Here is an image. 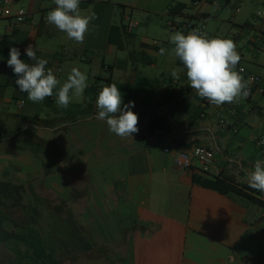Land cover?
Masks as SVG:
<instances>
[{
	"label": "crops",
	"instance_id": "obj_1",
	"mask_svg": "<svg viewBox=\"0 0 264 264\" xmlns=\"http://www.w3.org/2000/svg\"><path fill=\"white\" fill-rule=\"evenodd\" d=\"M178 2L187 7L173 17L178 24L173 28H184L187 34L198 29L197 22H204L203 33L208 38L235 42L241 57L237 72L244 66L248 73L261 77V81L254 82L241 74L250 89L246 98L220 106L201 98L190 87L186 69L177 56L169 62L173 67L164 65L169 57L164 59L166 56L160 54V49L164 45L168 48L170 40L157 46L156 40L152 43L144 35L139 48L133 51L141 53L152 68H159V62L163 64L159 75L139 74L137 59L129 62L124 54L117 53L128 49V34L140 23L133 16L138 3L131 0H80L81 15L95 14L96 17L90 21L83 43L69 39L66 33L47 22L48 12L56 7L54 0H18L14 10L26 8L29 18L13 27L12 20L0 10V41L11 42L20 50V59L27 63L32 61L25 49L32 45L37 58L48 61L46 69L53 71L60 85L67 81L72 68L82 70L77 65L79 60L100 64L101 68L111 71L110 75H89L88 87L82 96L76 97L70 91L71 102L67 108L57 103L60 85L51 97L32 102L27 93L19 90L15 84L17 76L7 65L9 44L0 43V117L7 119L0 130L2 138L9 139L22 131L23 119L34 115L40 120L56 118V130L63 133L67 130L75 138L74 126L92 121L106 124L96 118V99L100 90L109 84L117 86L124 104L134 102L131 110L138 116V133L123 138L120 143L129 154L127 174L108 183L105 188L108 194L101 195L102 208L97 199L94 208V198H86L83 214L56 212V259L51 251L47 252L52 246L43 245L44 254L32 255L27 264H241L243 260L264 264V205L255 201L264 202V193L245 187L249 186L248 172L254 170L255 161L264 160L261 143L264 140V9L252 13L253 21L240 23L219 19V9L216 13L208 10L210 5L225 7L230 0H202L198 6L193 0H170L154 12L165 16L168 24L172 18L168 8ZM209 20L215 24L209 26ZM187 21L190 24L185 28L182 24ZM225 23H232L238 31L230 29L224 35ZM242 40L247 41L243 47ZM114 54H117L115 63H108L107 57ZM115 66L121 68L123 76H115ZM130 66L135 69L131 73ZM20 101L24 102L21 107ZM13 102L20 108L17 113L10 109ZM154 118L162 119L167 128L149 134V124ZM91 130L88 126L83 140L92 144L91 153L102 154L103 139H97L94 145ZM57 136L56 133V147L61 145V138ZM196 145L214 151L219 175L181 170L175 165L178 151ZM203 178L224 179L252 198L237 192L221 193L197 181ZM78 216L83 220H78ZM100 218L113 228L109 237L101 229L102 222L93 225V220ZM230 255H235L234 262L230 261Z\"/></svg>",
	"mask_w": 264,
	"mask_h": 264
},
{
	"label": "rangeland",
	"instance_id": "obj_2",
	"mask_svg": "<svg viewBox=\"0 0 264 264\" xmlns=\"http://www.w3.org/2000/svg\"><path fill=\"white\" fill-rule=\"evenodd\" d=\"M131 1L138 3L139 8L134 10L133 16L140 23L138 28H134L128 34V49L124 52L118 50L117 53L124 54L129 62L137 59L140 66L136 71L139 74L147 73L149 77L152 74L159 75L163 63L157 64L159 68H152L142 59L141 53L133 50L139 48L144 35L152 43L155 40L160 44L170 40L169 47L166 48L164 45L162 48H165V52L167 51L164 59L167 60L169 57L168 63L164 65L167 68L173 67L174 64L169 62L175 57L173 52L175 45L171 43L170 38L177 31L184 34L185 29L170 28L166 24V17L154 12L155 10L160 11L164 3L167 4L170 0ZM263 3V0H230L225 7L210 5L208 10L216 13L219 9V19H230L240 23L245 20L253 21L252 13L264 9ZM238 7L240 11H237ZM208 23L209 26L215 24L214 20H209ZM232 26V23L223 24V34L226 35L225 33H228L230 29H233V32L238 31ZM246 42L242 40L241 47L246 45ZM151 48L156 50V47L151 46ZM116 56L117 54L107 57V62L114 64ZM78 63L77 65L82 69L81 72L87 77L100 73L111 74L109 69L101 68L100 64L91 65L80 60ZM120 69L116 67L115 76H123ZM132 70L135 69H131L130 66V73ZM10 109L14 113L20 110L15 102L12 103ZM4 123H7L6 117L3 119L0 117V130ZM88 126L92 127L94 145L97 139H103L101 146L104 152L102 154L91 153L92 144L84 141V133ZM72 130L76 132L77 138L69 136L67 130L64 133L59 132V129L56 130V121L51 126L40 123L35 130L36 134L56 142L57 133V138H61V147H56L53 143L44 145L47 148L25 147L23 144L21 146L13 143L0 153V246L2 243L7 244L6 250L9 248L14 252L21 264H27L32 255L36 254L41 257L46 250L42 249L43 245L52 246L47 252L51 251V255L56 259V212L83 214L86 208V198H94L92 202L94 208L97 203L101 204L102 208L101 195L102 193L108 194V190L105 189L108 183L114 182V179L120 175L127 174L125 167L128 160L126 157L129 154L125 152V148L120 146L123 138L126 137L122 138L112 133L107 124L101 121L84 122L80 124V127L74 126ZM112 142L115 145L109 146L108 144ZM2 146L4 148L6 145L2 144ZM58 149L61 150L58 152ZM86 150L89 155L85 152ZM87 180H90V184ZM114 203L115 201L112 202ZM77 219L83 220V217L78 216ZM93 221V225L102 222L100 226L104 235L106 237L111 235L110 231L113 228L107 222L104 223L102 218Z\"/></svg>",
	"mask_w": 264,
	"mask_h": 264
},
{
	"label": "clouds",
	"instance_id": "obj_3",
	"mask_svg": "<svg viewBox=\"0 0 264 264\" xmlns=\"http://www.w3.org/2000/svg\"><path fill=\"white\" fill-rule=\"evenodd\" d=\"M54 4L56 7L48 12L47 22L66 33L69 39L83 43L90 21L96 18L95 14L81 15L80 0H54ZM170 39L175 45V56L186 69L190 87L201 98L220 106L249 95L250 89L241 75L243 69H240V72L235 70L241 57L233 40L208 38L199 29L187 34L177 31ZM25 52L32 63L21 60L20 50L11 47L7 65L17 76L15 84L19 90L27 93L30 101L41 102L53 95V90L57 89L60 81L51 69H46L48 61L37 58L32 45H29ZM160 54L164 55L165 49L161 48ZM172 75L175 77L176 72L173 71ZM87 87V76L78 68H72L67 81L58 88V105L67 108L71 102L70 91L80 97ZM96 107V118L104 120L112 133L122 138L138 133V116L131 110L134 102L124 104L122 94L115 84L105 85L100 90ZM248 182L250 188L264 193V160L255 161L254 170L248 172Z\"/></svg>",
	"mask_w": 264,
	"mask_h": 264
},
{
	"label": "trees",
	"instance_id": "obj_4",
	"mask_svg": "<svg viewBox=\"0 0 264 264\" xmlns=\"http://www.w3.org/2000/svg\"><path fill=\"white\" fill-rule=\"evenodd\" d=\"M186 7H187V4L182 3V2L172 4L168 8V11L170 15L172 16V18L170 19L175 22L176 20L173 17L176 14L183 13ZM167 25L170 28H173V26L169 24ZM0 43L2 46H4L5 43H8L10 48L13 47V44L11 42H7L5 40H1ZM179 62L182 63L180 60ZM55 121H56V118L40 120L37 115L25 117L23 119V124L25 128L22 131L17 132L9 139H3L0 135V147L2 144L6 145L4 148L3 146L0 148V153H2L3 150H6L8 147H10V145L13 143L15 145L24 144L27 146H34V147L37 146V147H43V148H47L44 145H49L52 143L56 145V142L54 140L42 138L39 135H37L35 132V130L37 129L35 125L39 127L40 123H44L47 126H51L54 124ZM160 128L166 129L167 124L162 119H158V118L152 119L149 124V134H153L156 129H160ZM197 181H199L200 183L204 184L207 187L216 189L220 191L221 193L237 192V193L247 196L248 198L250 197L252 198L250 194H248L247 192H244L241 188H238L234 184L227 182L226 180L221 179V178H217L216 180H209V179L203 178V179H197ZM245 187H249V186H245ZM255 201L259 202L261 205H264V202L262 200H255ZM6 248H7V244L2 243L0 246V264H18V260L14 252H12L9 248L6 250Z\"/></svg>",
	"mask_w": 264,
	"mask_h": 264
},
{
	"label": "built area",
	"instance_id": "obj_5",
	"mask_svg": "<svg viewBox=\"0 0 264 264\" xmlns=\"http://www.w3.org/2000/svg\"><path fill=\"white\" fill-rule=\"evenodd\" d=\"M18 2V0H0V10L1 14L4 17L10 18L12 20L11 27L16 24H20L26 22L29 18V14L26 8L20 7L17 10H14V5ZM195 5L202 4V0H195ZM259 14H261L259 12ZM171 26L178 25L177 22L173 20H169L168 22ZM183 27L189 26V21L182 24ZM197 28L201 33L205 32L206 24L198 23ZM155 45H160L159 41L154 42ZM243 69L241 74L246 75L248 79L254 82L261 81V77L259 75L248 73L247 69L244 66L239 68ZM23 101L19 102L20 107L23 105ZM221 123L225 124V120L221 119ZM261 143L264 144V140H261ZM169 151V149H167ZM175 165L181 170L195 169L204 174L214 173L216 175L220 174V169L215 165V153L211 148H208L204 145H196L191 149H185L178 151L174 158ZM235 255H230V261H235ZM241 264H255L253 260H243Z\"/></svg>",
	"mask_w": 264,
	"mask_h": 264
}]
</instances>
